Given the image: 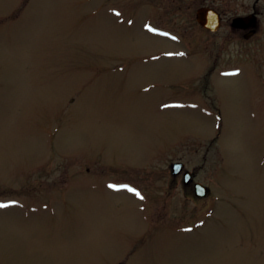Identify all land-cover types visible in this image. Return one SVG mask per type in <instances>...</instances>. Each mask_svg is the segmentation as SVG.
Listing matches in <instances>:
<instances>
[{
	"label": "rangeland",
	"instance_id": "obj_1",
	"mask_svg": "<svg viewBox=\"0 0 264 264\" xmlns=\"http://www.w3.org/2000/svg\"><path fill=\"white\" fill-rule=\"evenodd\" d=\"M255 2L0 0V264H264V91L195 20Z\"/></svg>",
	"mask_w": 264,
	"mask_h": 264
},
{
	"label": "flooded vegetation",
	"instance_id": "obj_2",
	"mask_svg": "<svg viewBox=\"0 0 264 264\" xmlns=\"http://www.w3.org/2000/svg\"><path fill=\"white\" fill-rule=\"evenodd\" d=\"M259 1L263 0H256V2L252 5L251 10L249 12L236 15V16H229L218 9L214 4H211L210 7L217 11L219 16L221 17V23L220 27L216 31H208L212 34L214 37L222 31V29H226V33L223 34V36H220V43L218 46H215V42H213V47L217 48H226L228 46V43H235V50L230 54L229 57H233L231 60V66L224 67L219 70H234L235 68H238L239 66H243L246 68H249L255 72L256 78L258 79V87H260L259 91H264V28L261 24L262 19H264V10L260 7H258ZM264 5V2L261 3ZM249 15H253L252 23L248 26H241L236 27L233 26L232 21L233 18L240 16V17H247ZM219 58V54L216 56H213L211 58V69L210 72H214L215 67L217 65ZM239 65V66H234ZM217 70V69H216ZM217 70V71H219ZM186 171V170H185ZM184 172V171H182ZM191 175L195 176V173L191 171ZM178 176V175H177ZM174 176V177H177ZM180 186L184 189H189L188 192H190L187 196L195 197L194 195V187L193 183H184L183 182V173L181 175L180 179Z\"/></svg>",
	"mask_w": 264,
	"mask_h": 264
},
{
	"label": "water",
	"instance_id": "obj_3",
	"mask_svg": "<svg viewBox=\"0 0 264 264\" xmlns=\"http://www.w3.org/2000/svg\"><path fill=\"white\" fill-rule=\"evenodd\" d=\"M252 19V15L248 17H236L233 19L232 24L236 27H244L250 25L252 23ZM196 21L206 29L216 30L220 24V17L214 10L202 7L196 11ZM182 166L183 165L180 163L173 165V174L178 173ZM196 189L199 196H204L207 193V188L201 184H196Z\"/></svg>",
	"mask_w": 264,
	"mask_h": 264
},
{
	"label": "snow or ice",
	"instance_id": "obj_4",
	"mask_svg": "<svg viewBox=\"0 0 264 264\" xmlns=\"http://www.w3.org/2000/svg\"><path fill=\"white\" fill-rule=\"evenodd\" d=\"M0 207H5V205L0 204Z\"/></svg>",
	"mask_w": 264,
	"mask_h": 264
}]
</instances>
